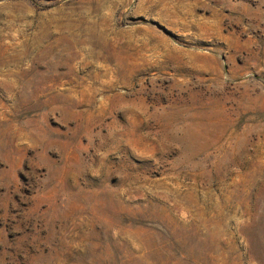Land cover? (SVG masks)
Listing matches in <instances>:
<instances>
[{
    "label": "rangeland",
    "instance_id": "rangeland-1",
    "mask_svg": "<svg viewBox=\"0 0 264 264\" xmlns=\"http://www.w3.org/2000/svg\"><path fill=\"white\" fill-rule=\"evenodd\" d=\"M0 264H264V0H0Z\"/></svg>",
    "mask_w": 264,
    "mask_h": 264
}]
</instances>
